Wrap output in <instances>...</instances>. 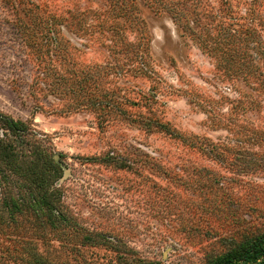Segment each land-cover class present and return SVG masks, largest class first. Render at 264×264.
<instances>
[{
    "label": "rangeland",
    "instance_id": "374dc122",
    "mask_svg": "<svg viewBox=\"0 0 264 264\" xmlns=\"http://www.w3.org/2000/svg\"><path fill=\"white\" fill-rule=\"evenodd\" d=\"M0 113L62 171L56 214L0 172V264H210L264 231V0H0Z\"/></svg>",
    "mask_w": 264,
    "mask_h": 264
},
{
    "label": "trees",
    "instance_id": "16d2710c",
    "mask_svg": "<svg viewBox=\"0 0 264 264\" xmlns=\"http://www.w3.org/2000/svg\"><path fill=\"white\" fill-rule=\"evenodd\" d=\"M0 131V172L30 178L39 206L58 213L56 186L62 178L61 163L45 153L27 123L0 113ZM210 264H264V231L231 247Z\"/></svg>",
    "mask_w": 264,
    "mask_h": 264
}]
</instances>
